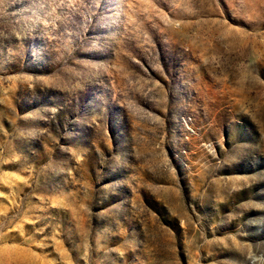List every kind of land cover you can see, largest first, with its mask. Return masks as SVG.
Returning <instances> with one entry per match:
<instances>
[{
	"label": "rangeland",
	"instance_id": "rangeland-1",
	"mask_svg": "<svg viewBox=\"0 0 264 264\" xmlns=\"http://www.w3.org/2000/svg\"><path fill=\"white\" fill-rule=\"evenodd\" d=\"M0 264H264V0H0Z\"/></svg>",
	"mask_w": 264,
	"mask_h": 264
}]
</instances>
